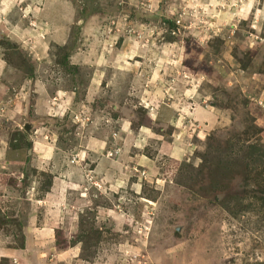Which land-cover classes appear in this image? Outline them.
<instances>
[{
    "label": "rangeland",
    "instance_id": "obj_1",
    "mask_svg": "<svg viewBox=\"0 0 264 264\" xmlns=\"http://www.w3.org/2000/svg\"><path fill=\"white\" fill-rule=\"evenodd\" d=\"M198 87L224 114L192 138L209 199L173 187L152 205L125 186L113 217L79 196L106 119L170 134L142 106L179 113ZM260 98L264 0H0V264H264ZM211 244L221 257L198 251Z\"/></svg>",
    "mask_w": 264,
    "mask_h": 264
},
{
    "label": "crops",
    "instance_id": "obj_2",
    "mask_svg": "<svg viewBox=\"0 0 264 264\" xmlns=\"http://www.w3.org/2000/svg\"><path fill=\"white\" fill-rule=\"evenodd\" d=\"M187 91L190 94H185V106L179 113L177 108L170 114L159 105L142 106L148 122L159 123L163 127H166L164 125L167 124L169 115H171L170 134L161 135V132L152 131L146 124H142L134 130L131 128L132 115L114 116L110 120L106 119L107 123L113 124L103 130L104 133L96 129L98 130L96 136H90L86 144L82 145V148L86 147V150L80 151L77 165H80L82 171L81 181L90 192L86 193V189L83 188L84 191L82 189L79 196L82 199H88V201L91 197L96 196L105 202H109L106 204L107 208L100 207L101 212L109 213L113 217L122 213L120 209H117L114 200L116 195L123 192L122 188L125 186H131L140 199H145L148 204L152 205L162 195L163 190L173 187L187 191L194 188L197 190L194 192L198 194L199 198L209 199L207 198L209 195L207 188L212 186L203 179V176L206 175L203 171L205 158H203L204 162L202 159V163L199 165L194 163L195 160H192L196 149V144L192 142V138L196 137V139L201 140L202 128L206 130L217 129L224 120V114L208 102L206 95H203L199 87L193 90L189 88ZM160 131L164 130L161 129ZM151 144H154L155 148H153L150 157L145 153V149ZM209 146L211 147V145ZM161 160H165L163 165ZM74 166L78 168L76 164ZM134 169H137L139 173L142 172V175L133 176L131 171ZM130 177H133L132 181H130ZM236 179H238L237 176ZM226 186L214 192V194L218 193L213 196L214 199L218 200L216 198L218 195L226 193ZM144 187L147 189L145 192L143 191ZM223 188L225 189L223 190ZM147 193H150L148 197L143 195ZM225 203L226 200L220 202L222 207H225ZM119 204L121 206V202ZM212 234L215 235L214 232ZM204 243L206 241L200 242L202 245ZM208 249L209 252L206 250L198 251L210 257H221V247L218 244H211ZM17 253L16 250L6 249L3 257L11 258ZM196 255L193 254V256Z\"/></svg>",
    "mask_w": 264,
    "mask_h": 264
},
{
    "label": "trees",
    "instance_id": "obj_3",
    "mask_svg": "<svg viewBox=\"0 0 264 264\" xmlns=\"http://www.w3.org/2000/svg\"><path fill=\"white\" fill-rule=\"evenodd\" d=\"M175 28V25L174 24H171V29L173 30ZM8 42H9V45L10 46H13L12 45V43L9 41V40H7ZM64 64V66L65 67H72V68H74V66H72V65H69L68 63H67V61L65 60V62L64 63H62V65ZM68 69H70V68H68ZM150 124H151V126L152 125H154V123H152V122H150ZM140 125H142V124H139L138 126H136V128L135 129H137ZM155 126V125H154ZM153 126V127H154ZM151 128V127H150ZM152 129V128H151ZM152 131H153V129H152ZM155 132V131H154Z\"/></svg>",
    "mask_w": 264,
    "mask_h": 264
},
{
    "label": "built area",
    "instance_id": "obj_4",
    "mask_svg": "<svg viewBox=\"0 0 264 264\" xmlns=\"http://www.w3.org/2000/svg\"><path fill=\"white\" fill-rule=\"evenodd\" d=\"M258 101H259V102H262V101H264V99H261V98H260ZM260 104H261V103H260ZM261 106L264 107V104H261Z\"/></svg>",
    "mask_w": 264,
    "mask_h": 264
}]
</instances>
